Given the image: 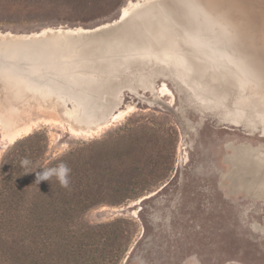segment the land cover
I'll return each instance as SVG.
<instances>
[{
	"label": "rangeland",
	"instance_id": "rangeland-1",
	"mask_svg": "<svg viewBox=\"0 0 264 264\" xmlns=\"http://www.w3.org/2000/svg\"><path fill=\"white\" fill-rule=\"evenodd\" d=\"M207 2L180 15L181 0H0V39L117 27L90 52L0 46V167L17 158L0 264H264V191L226 178L264 152V0ZM163 7L200 48L182 24L215 31L225 50H208L228 64L162 45L144 21ZM18 119L29 127L8 133ZM63 157L68 188L37 184Z\"/></svg>",
	"mask_w": 264,
	"mask_h": 264
},
{
	"label": "bare ground",
	"instance_id": "bare-ground-1",
	"mask_svg": "<svg viewBox=\"0 0 264 264\" xmlns=\"http://www.w3.org/2000/svg\"><path fill=\"white\" fill-rule=\"evenodd\" d=\"M189 1L191 2V0H185V1L181 0L182 3L180 4V7H181V9H182L183 12H180V15H182L185 12H188L190 10L191 11L194 10V12H196L195 9H193L192 6L188 4ZM209 1H210L209 8H207V9L205 8V9L202 10V12L205 13V14H207V11H209V14L212 11H214V8H215V5H216L215 0H209ZM206 2H207V0H206ZM172 6L173 5H170V7L174 9V7H172ZM161 11L162 12H159V13L157 12V14H156V16L154 18H152L150 16H146L145 17L144 24L146 26L145 27L146 29L152 30V33L156 34V36L159 38V40H161L160 42H161L162 45L165 46L166 45V42H176V43H178V48H180L182 51L188 52V50H189V52L190 51L193 52V57L194 56H201V57H206V58L214 57L216 59H219V62H221V64H223V62L226 63V64H228L222 58L216 57L215 55H213V53H211L212 51H209L208 50L210 48L209 45L211 47H213V48H218L221 51L225 50L224 47H223V45L221 44V41H220L221 38L220 39H217L218 37L215 35V33H214L215 31H213L212 29H210L209 26H207V25H205L203 23H196V22H193V21H191V24L189 23L190 21L189 22H186L187 24H185V23L182 24V25H186L187 27L192 28V31L195 32V33L193 32L194 35H196V36L199 37L198 34L200 32L203 36H205V38H206V41H205L206 42L205 43L206 48H200L193 41H191L190 38H188L189 41L185 38V34L186 33H185V31H183L181 29V27L180 28H177V25L175 26V24L173 23V21L176 20V19H174L176 17L171 18V17L167 16V14H166L167 7H163V9ZM172 19H173V21H172ZM206 24H208V23H206ZM223 33H226V30L225 29H224ZM202 35H200V36H202ZM222 41H224V40H222ZM186 42L189 45L188 47L186 46L187 45ZM222 43H224V42H222ZM226 45H227V43H226ZM30 54H33V53H30ZM222 54H223V52H222ZM31 57H32V55H31ZM35 58H36V55H35ZM31 59L33 60V58H31ZM36 59H39V58H36ZM40 60H41V58H40ZM239 62L240 61L237 60V59L232 60L230 58V60H229V63L234 66V67H232L234 69L241 67L240 64H239ZM40 108H42V107H40ZM18 116L19 115L17 114V117ZM22 120L23 119H18L17 121H15V123L14 122H11L8 125H6L5 126L6 131L8 133H12V134L14 133V134H16V133H19V132L23 131L25 128L29 127L28 121L27 122H23ZM248 149L250 150V152H249L250 155H252V158H251L252 162H254V161H256V162L252 165V162H247L246 160H244L243 162L246 161L245 163L239 164L240 165L239 166V170H241V172H243L242 174H239L238 177H235V178H231V177H229V176L226 175V178L231 183V185H229V192H232V193L243 192L246 195H249V194L251 195V194L261 193L262 191H264V152L261 151L260 148H253L252 147V148H248ZM257 154H260V157ZM261 156H263V157H261ZM249 160H250V158H249ZM257 162H260L259 163L260 164L259 166H258V163Z\"/></svg>",
	"mask_w": 264,
	"mask_h": 264
},
{
	"label": "water",
	"instance_id": "water-1",
	"mask_svg": "<svg viewBox=\"0 0 264 264\" xmlns=\"http://www.w3.org/2000/svg\"><path fill=\"white\" fill-rule=\"evenodd\" d=\"M108 23V25H112ZM103 25L97 26L93 29H88L89 32L80 34H50L42 35L38 37L40 33H36L35 38H30L28 34L26 39H0V46H9L16 49H32L34 51L38 50L42 54H46L49 51L58 52L64 51L71 48H77L80 51L90 52L92 50H97L101 46L106 48L113 47L109 46V41H107L108 35L114 33L117 27L101 28ZM99 28H101L99 30ZM97 29V30H96ZM57 31V29H52ZM86 30V29H83ZM66 31V30H64ZM71 31V30H70ZM5 33H0V35H6ZM118 43V42H116Z\"/></svg>",
	"mask_w": 264,
	"mask_h": 264
},
{
	"label": "clouds",
	"instance_id": "clouds-1",
	"mask_svg": "<svg viewBox=\"0 0 264 264\" xmlns=\"http://www.w3.org/2000/svg\"><path fill=\"white\" fill-rule=\"evenodd\" d=\"M32 163L28 158H24L20 161L21 167L27 168ZM43 172L37 175L36 183L40 181L51 180L52 177H56L61 187L68 188L71 173L70 167L65 162H60L54 167L43 168ZM28 173V172H26Z\"/></svg>",
	"mask_w": 264,
	"mask_h": 264
},
{
	"label": "trees",
	"instance_id": "trees-1",
	"mask_svg": "<svg viewBox=\"0 0 264 264\" xmlns=\"http://www.w3.org/2000/svg\"><path fill=\"white\" fill-rule=\"evenodd\" d=\"M17 160L16 155H13L12 158L7 159L4 163L1 164L0 167V184H5V183H10L12 181H14V177L12 176L13 171L11 173H7L11 168L13 170V167H15L16 165H14L15 161ZM60 162H65L67 163V157H63V158H59L57 159L53 165L56 166L57 164H59ZM24 184V182H21ZM4 192L0 189V198L3 197ZM5 261V260H4Z\"/></svg>",
	"mask_w": 264,
	"mask_h": 264
},
{
	"label": "crops",
	"instance_id": "crops-1",
	"mask_svg": "<svg viewBox=\"0 0 264 264\" xmlns=\"http://www.w3.org/2000/svg\"><path fill=\"white\" fill-rule=\"evenodd\" d=\"M227 163V162H226ZM228 191H229V189H228Z\"/></svg>",
	"mask_w": 264,
	"mask_h": 264
}]
</instances>
